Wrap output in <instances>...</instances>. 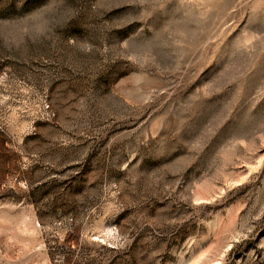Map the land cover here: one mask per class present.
<instances>
[{"label":"rangeland","instance_id":"obj_1","mask_svg":"<svg viewBox=\"0 0 264 264\" xmlns=\"http://www.w3.org/2000/svg\"><path fill=\"white\" fill-rule=\"evenodd\" d=\"M0 264H264V0H0Z\"/></svg>","mask_w":264,"mask_h":264}]
</instances>
